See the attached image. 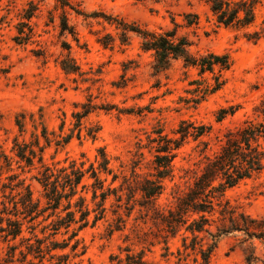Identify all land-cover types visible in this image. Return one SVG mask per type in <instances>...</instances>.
I'll return each instance as SVG.
<instances>
[{"label":"rangeland","instance_id":"1","mask_svg":"<svg viewBox=\"0 0 264 264\" xmlns=\"http://www.w3.org/2000/svg\"><path fill=\"white\" fill-rule=\"evenodd\" d=\"M67 3L0 0V153L14 160L13 167L22 173L35 198L41 193L35 179L41 164L59 167L76 160L83 161L84 168L91 163L97 167L99 150L103 149L108 166L118 178L112 182V174L103 172L100 177L106 179L105 186L118 187L122 175L130 176L140 152L143 156L134 170L141 176L153 173L149 139L156 137L157 131L174 136L182 119L211 125L210 135L202 139L208 140L212 149L218 144L216 135L221 136L247 117L261 120L256 107L264 99V0H258L254 8V22L240 29L218 24L208 5L199 0ZM188 13L197 14L196 23L187 22ZM104 15L158 32L177 25V34L191 41V53L211 51L228 56L230 65L222 72L223 84L201 96L196 90L199 84L192 81L206 78L214 83L212 75H200L195 67L184 66L181 59L154 75L152 52L141 48V38L129 32L126 42L121 43L120 30ZM64 20L71 30L63 29ZM254 31L261 33L257 40L248 36ZM106 34L113 37L108 45L101 43ZM63 59H72L77 71L65 73ZM85 104L95 108L78 126L74 113L81 112ZM222 109L227 113L217 121ZM17 119L22 121V128ZM35 134L44 147L41 164L35 158L32 166L21 161L23 169L17 168L15 141L33 143ZM197 144L190 139L177 150L173 177L164 180L159 207L171 204L175 184L181 190L186 180L190 181L184 169L196 167L194 163L200 158ZM5 175L3 172L0 177ZM92 182L85 177L88 192H81L90 206ZM3 199L0 192V202ZM224 199L252 217L263 218L264 170L226 189ZM131 204H126L125 192L120 202L111 194L103 217L79 231V245L85 247L80 258L85 264H111L110 255L128 245L135 250L144 248L145 257L158 264H196L193 254L178 256V235L167 238L165 250L163 238L138 205L128 214L126 205ZM37 233L43 236L39 228ZM67 236L58 234L55 239L61 241ZM243 238L241 232L222 237L209 264H247L244 248L250 243L241 242ZM251 243L252 255L257 257L252 264H263L264 237L253 238ZM0 245L5 243L0 241Z\"/></svg>","mask_w":264,"mask_h":264},{"label":"trees","instance_id":"2","mask_svg":"<svg viewBox=\"0 0 264 264\" xmlns=\"http://www.w3.org/2000/svg\"><path fill=\"white\" fill-rule=\"evenodd\" d=\"M57 1L68 4L67 0ZM199 1L208 5L218 24L237 29L247 28L254 22V8L258 2ZM104 16L120 30L121 43L126 42L129 32L141 38V48L152 52L154 75L166 71L173 60L181 59L184 66L195 67L200 75H212L214 83L208 82L206 78L192 81L199 84L196 90L202 93L201 96L215 92L223 84L222 72L230 65L228 56L211 51L191 53V41L177 34V25L158 32L111 15ZM197 18L196 13L186 15L190 24L196 23ZM65 28L70 29L64 20ZM248 36L257 40L261 33L254 31ZM112 40V35L106 34L101 38V43L108 45ZM61 67L65 73H75L78 69L72 59H63ZM94 108V105L85 104L81 112L74 113L78 126L81 119ZM256 111L261 120L247 117L221 136L216 135L218 144L215 149L210 147L208 140L202 139L209 136L212 130V126L205 123L182 119L173 131L174 136L157 131L158 135L149 139L150 151L153 150V173L141 176L134 170L143 156L140 152L130 176L122 175L118 187L111 184L105 186L106 179L100 177L103 172L112 174V182L118 178L108 166L109 160L103 149L99 150L97 167L91 163L88 168H84V162L76 160L69 161L67 165L51 167L41 164L44 147L39 145L38 134H35V141L30 144L15 141L17 168L32 166L35 158L41 164L42 169L35 176L41 193L38 198L33 196L30 185L21 177L22 173L13 167L14 160L1 152L0 176L3 172L6 175L0 177V192L4 198L0 202V241L5 243L0 245V264H85L80 258L85 247L79 245V231L103 217L105 202L111 194L120 202L124 192L126 204L132 201L130 206L126 205L128 214L138 205L163 238L165 250H168L167 238L178 235L180 245L177 254L180 258L193 254L194 263L209 264L219 240L228 234L241 232L244 237L241 242L250 243L244 248L246 262L252 264L257 257L250 250L254 248L251 240L264 237V217L255 218L238 210L224 199V193L226 189L264 170V99ZM225 113L227 111L222 109L217 121H221ZM17 124L22 128L21 120L17 119ZM42 136L48 140L45 131ZM190 139L198 142L196 147H199L200 156L194 163L195 168L184 169L190 181L186 180V186L181 190L175 184L171 204L159 207L157 200L165 189L164 180L173 177V160L177 150ZM21 161L25 163L23 167L19 165ZM85 177L93 180L90 184V202L93 206L81 193L84 190V193L88 192V185L83 183ZM92 213L94 215L90 218ZM38 228L42 237L37 233ZM58 234L68 236L59 241L55 239ZM109 261L111 264H158L145 257L144 248L135 250L129 245L111 254Z\"/></svg>","mask_w":264,"mask_h":264}]
</instances>
